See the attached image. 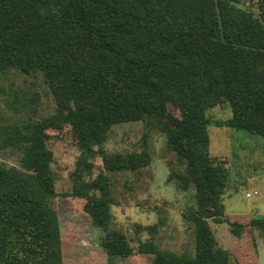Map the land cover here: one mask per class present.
Here are the masks:
<instances>
[{
  "label": "trees",
  "instance_id": "1",
  "mask_svg": "<svg viewBox=\"0 0 264 264\" xmlns=\"http://www.w3.org/2000/svg\"><path fill=\"white\" fill-rule=\"evenodd\" d=\"M243 0H0V74L41 73L56 100L69 108L0 126V148L21 146L18 165L0 163V264H63L57 194L48 129L69 125L78 155L65 194L103 231L108 264L133 251L112 225L115 202L106 171L136 170L151 155L142 135L138 151L104 149L110 127L153 117L175 153L168 179L191 184L194 253L161 249L151 240L136 251L151 264H255L246 242L234 260L218 245L208 219L221 222L227 172L209 153L206 110L227 100L231 115L216 125L264 137V0L258 11ZM251 6V5H250ZM23 103L11 104L20 112ZM176 111L174 113L172 109ZM101 169L92 172L95 158ZM238 244L246 229L224 220ZM264 231V215L251 216Z\"/></svg>",
  "mask_w": 264,
  "mask_h": 264
},
{
  "label": "rangeland",
  "instance_id": "2",
  "mask_svg": "<svg viewBox=\"0 0 264 264\" xmlns=\"http://www.w3.org/2000/svg\"><path fill=\"white\" fill-rule=\"evenodd\" d=\"M241 5L258 11L257 0H243ZM251 5V6H250ZM20 112L11 104L23 103ZM68 101L56 100L49 91L41 73L24 74L10 69L0 74V126L30 116H46L57 109L69 108ZM172 109V108H171ZM174 113L175 110L172 109ZM211 120L208 125L209 153L224 165L227 178L222 196L221 222L208 219L217 243L230 251L233 259L239 257L238 247L246 242L258 249L255 264H264V231L248 225L251 216L264 215V137L243 129L216 125L214 121L231 115L227 100L207 108ZM48 145L53 151L51 167L55 174L57 194L50 202L57 210L62 239L63 264H108V257L100 241L103 231L91 223L82 209L83 199L65 194L71 185V172L78 155L75 132L69 125L48 129ZM151 161L136 170L106 171L111 181L114 203L112 225L122 230L133 248L131 254L115 258L116 264H151L152 254L136 251L140 242L151 240L161 249L177 253H194V227L185 213L195 208L194 189L168 179L175 167V153L166 142V132L153 117L150 127L144 120L113 124L103 143L105 150L138 151L142 135ZM21 146L0 148V163L18 165ZM92 176L101 169L96 157ZM227 218L245 222L246 229L235 241ZM248 264V263H246Z\"/></svg>",
  "mask_w": 264,
  "mask_h": 264
}]
</instances>
